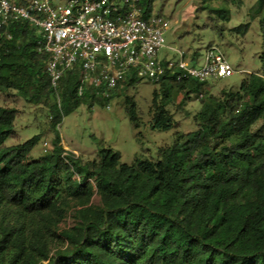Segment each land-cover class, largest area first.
I'll use <instances>...</instances> for the list:
<instances>
[{
	"label": "trees",
	"instance_id": "trees-1",
	"mask_svg": "<svg viewBox=\"0 0 264 264\" xmlns=\"http://www.w3.org/2000/svg\"><path fill=\"white\" fill-rule=\"evenodd\" d=\"M152 2L140 0L147 17ZM253 9L264 30V0ZM214 10L230 18L223 6ZM10 30L8 39L0 29V93L45 104L53 136L38 157L31 151L40 134L5 144L18 110L0 103V264H264V51L261 71L238 90L215 94L204 82L165 76L153 92L152 127L179 125L167 108L174 92L182 103L202 96L198 127L178 132L157 159L128 164L111 147L84 160L63 146V117L108 100L90 87L79 94L77 67L55 89L37 28L17 21ZM127 102L138 120L133 98Z\"/></svg>",
	"mask_w": 264,
	"mask_h": 264
},
{
	"label": "rangeland",
	"instance_id": "rangeland-1",
	"mask_svg": "<svg viewBox=\"0 0 264 264\" xmlns=\"http://www.w3.org/2000/svg\"><path fill=\"white\" fill-rule=\"evenodd\" d=\"M54 1L66 3L68 0ZM256 1L242 0L239 4L231 0H153L152 15L163 17L169 24L164 33L166 45L183 50L187 59L196 64L204 62L209 45L221 48L234 73L205 82L204 87L218 94L224 87L238 90L249 73L261 71L264 30L260 14L254 13ZM219 6L229 10V19L222 18L214 10ZM246 24L248 27L242 33ZM168 47L163 48L161 55L176 58L178 53ZM159 87V83L149 78H138L134 84H122L114 90L106 103H95L93 107L80 105L58 123L62 144L84 160L97 158L101 147L119 151L121 163L131 164L138 156L157 159L160 149L171 145L178 132L197 129L194 115L201 107L202 98L199 94H192L182 103V94L174 92L167 108L179 125L166 130L157 129L152 127L151 106L153 92ZM128 97L133 98L138 120L131 118ZM0 103L18 110L14 131L5 144L22 142L40 134L31 154L38 157L51 149L53 133L45 104L27 102L11 92L0 93Z\"/></svg>",
	"mask_w": 264,
	"mask_h": 264
},
{
	"label": "built area",
	"instance_id": "built-area-1",
	"mask_svg": "<svg viewBox=\"0 0 264 264\" xmlns=\"http://www.w3.org/2000/svg\"><path fill=\"white\" fill-rule=\"evenodd\" d=\"M17 21L37 28V49L47 54L45 68L55 89L75 67L81 73L79 94L90 87L106 100L129 75L160 83L173 74L175 81L205 83L234 73L218 45H209L201 64L188 60L183 50L168 47L167 20L145 16L140 0H0V29L6 38L13 37L10 25ZM166 47L177 57L161 55Z\"/></svg>",
	"mask_w": 264,
	"mask_h": 264
},
{
	"label": "crops",
	"instance_id": "crops-1",
	"mask_svg": "<svg viewBox=\"0 0 264 264\" xmlns=\"http://www.w3.org/2000/svg\"><path fill=\"white\" fill-rule=\"evenodd\" d=\"M196 56V55H195ZM64 147L66 146L64 143H63ZM67 147V146H66Z\"/></svg>",
	"mask_w": 264,
	"mask_h": 264
}]
</instances>
